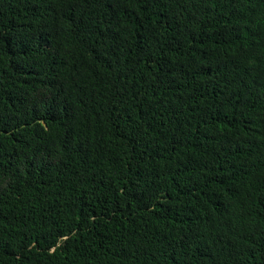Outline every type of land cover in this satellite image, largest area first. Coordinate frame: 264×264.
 I'll return each instance as SVG.
<instances>
[{
	"label": "trees",
	"instance_id": "obj_1",
	"mask_svg": "<svg viewBox=\"0 0 264 264\" xmlns=\"http://www.w3.org/2000/svg\"><path fill=\"white\" fill-rule=\"evenodd\" d=\"M0 264H264V0H0Z\"/></svg>",
	"mask_w": 264,
	"mask_h": 264
}]
</instances>
